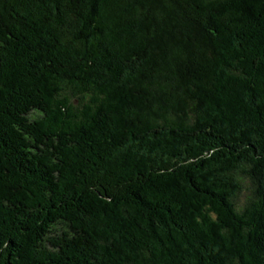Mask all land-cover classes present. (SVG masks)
<instances>
[{
	"label": "trees",
	"instance_id": "trees-1",
	"mask_svg": "<svg viewBox=\"0 0 264 264\" xmlns=\"http://www.w3.org/2000/svg\"><path fill=\"white\" fill-rule=\"evenodd\" d=\"M0 264H264V0H0Z\"/></svg>",
	"mask_w": 264,
	"mask_h": 264
},
{
	"label": "rangeland",
	"instance_id": "rangeland-1",
	"mask_svg": "<svg viewBox=\"0 0 264 264\" xmlns=\"http://www.w3.org/2000/svg\"><path fill=\"white\" fill-rule=\"evenodd\" d=\"M246 194V192L244 191V195ZM244 196L241 197V199H243Z\"/></svg>",
	"mask_w": 264,
	"mask_h": 264
}]
</instances>
